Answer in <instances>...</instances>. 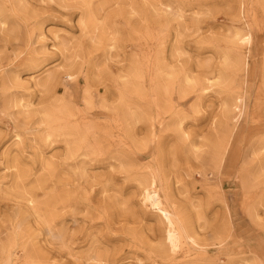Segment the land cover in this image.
<instances>
[{
    "label": "rangeland",
    "instance_id": "374dc122",
    "mask_svg": "<svg viewBox=\"0 0 264 264\" xmlns=\"http://www.w3.org/2000/svg\"><path fill=\"white\" fill-rule=\"evenodd\" d=\"M0 264H264V0H0Z\"/></svg>",
    "mask_w": 264,
    "mask_h": 264
},
{
    "label": "bare ground",
    "instance_id": "6f19581e",
    "mask_svg": "<svg viewBox=\"0 0 264 264\" xmlns=\"http://www.w3.org/2000/svg\"><path fill=\"white\" fill-rule=\"evenodd\" d=\"M243 41V40H242ZM244 41H246V39L244 38ZM147 199L148 200H151L152 202H153V205L154 206H156L157 208H159L160 209V201H159V195L156 193V191H153V192H147ZM146 199V200H147ZM161 210V209H160ZM165 216H166V218L168 219V222H169V225H170V227L172 228L171 229V231L169 232V239L171 240V243L173 244V246H174V238H176L175 236L176 235H174V230H173V228H174V226L175 225H173V220L171 219V218H169V216H168V214L166 213L165 214ZM172 216V215H171Z\"/></svg>",
    "mask_w": 264,
    "mask_h": 264
}]
</instances>
